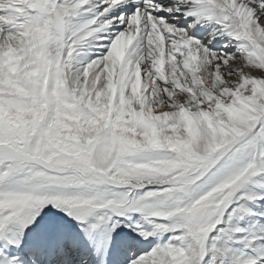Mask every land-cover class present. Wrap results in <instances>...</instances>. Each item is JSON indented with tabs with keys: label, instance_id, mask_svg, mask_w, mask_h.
<instances>
[{
	"label": "snow or ice",
	"instance_id": "6c2138e0",
	"mask_svg": "<svg viewBox=\"0 0 264 264\" xmlns=\"http://www.w3.org/2000/svg\"><path fill=\"white\" fill-rule=\"evenodd\" d=\"M0 264H264V0H0Z\"/></svg>",
	"mask_w": 264,
	"mask_h": 264
}]
</instances>
